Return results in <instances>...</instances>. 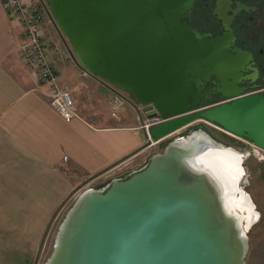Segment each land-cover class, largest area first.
Instances as JSON below:
<instances>
[{
  "label": "water",
  "instance_id": "95a60500",
  "mask_svg": "<svg viewBox=\"0 0 264 264\" xmlns=\"http://www.w3.org/2000/svg\"><path fill=\"white\" fill-rule=\"evenodd\" d=\"M44 1L76 64L159 118L151 141L201 119L264 150V98L238 84L250 54L230 32L191 36L181 19L193 0ZM212 92L222 98L205 102ZM222 146L191 127L137 168L81 189L41 264H245L242 217L225 206L215 174L194 166Z\"/></svg>",
  "mask_w": 264,
  "mask_h": 264
},
{
  "label": "crops",
  "instance_id": "0c3cea01",
  "mask_svg": "<svg viewBox=\"0 0 264 264\" xmlns=\"http://www.w3.org/2000/svg\"><path fill=\"white\" fill-rule=\"evenodd\" d=\"M5 4L0 0V264H34L51 218L73 194L137 168L160 139H146L133 98L79 67L46 20L45 55L76 111L64 119L20 62L21 26Z\"/></svg>",
  "mask_w": 264,
  "mask_h": 264
},
{
  "label": "flooded vegetation",
  "instance_id": "af4514ba",
  "mask_svg": "<svg viewBox=\"0 0 264 264\" xmlns=\"http://www.w3.org/2000/svg\"><path fill=\"white\" fill-rule=\"evenodd\" d=\"M216 1L193 0L181 21L191 28V36L194 32L208 36L230 32L233 44L250 54L238 84L246 92L260 91L264 98V0H223L219 13L214 11ZM211 79L203 83V90L214 85ZM221 98L212 92L205 102Z\"/></svg>",
  "mask_w": 264,
  "mask_h": 264
},
{
  "label": "rangeland",
  "instance_id": "374dc122",
  "mask_svg": "<svg viewBox=\"0 0 264 264\" xmlns=\"http://www.w3.org/2000/svg\"><path fill=\"white\" fill-rule=\"evenodd\" d=\"M45 26L49 32L52 23L47 22ZM115 88L118 89L117 87ZM120 91L127 96H130L126 91ZM211 102L214 101H208L207 103ZM191 127H202V129L207 131L213 138L226 145L232 146L242 154L241 162L243 171L239 178L238 185L240 190L249 194L250 199L254 204L253 212L254 209L258 212V214L254 212L256 215L255 220H252L246 230L248 246L244 256L245 264H264V150L254 146L250 141L243 137L228 133L218 125L201 119H194L178 129L176 133H171L160 139L157 142L156 147L160 150L168 140L176 135L184 134L189 131ZM77 193L73 194L51 218L44 235L42 247L38 250L34 264H41L46 258L48 251L51 249L53 240L52 236L55 233L56 227L66 211V208L72 202Z\"/></svg>",
  "mask_w": 264,
  "mask_h": 264
},
{
  "label": "built area",
  "instance_id": "2783aa9c",
  "mask_svg": "<svg viewBox=\"0 0 264 264\" xmlns=\"http://www.w3.org/2000/svg\"><path fill=\"white\" fill-rule=\"evenodd\" d=\"M5 5L11 17L21 26L23 38L19 45L20 62L47 90L48 102L53 109L64 119H71L76 115L72 96L68 90L58 84L55 70L45 55L47 38L44 33V22L51 20L46 2L44 0H6ZM117 104L118 96L115 94L111 99L112 108H115ZM135 107L144 115L149 106L135 102ZM111 114L114 115V110ZM157 120L159 118L156 116L150 118L145 116L142 122L146 139L150 142L148 126Z\"/></svg>",
  "mask_w": 264,
  "mask_h": 264
},
{
  "label": "bare ground",
  "instance_id": "6f19581e",
  "mask_svg": "<svg viewBox=\"0 0 264 264\" xmlns=\"http://www.w3.org/2000/svg\"><path fill=\"white\" fill-rule=\"evenodd\" d=\"M242 154L231 146L206 148L199 153V161L194 164L211 170L221 183L222 197L227 208L233 209L241 218V228L246 232L257 211L253 212L254 204L248 193L240 190L238 181L242 175ZM196 158V157H195ZM196 160V159H195Z\"/></svg>",
  "mask_w": 264,
  "mask_h": 264
}]
</instances>
